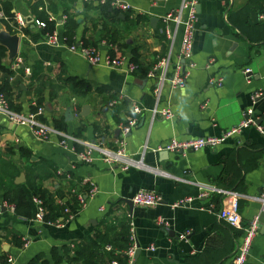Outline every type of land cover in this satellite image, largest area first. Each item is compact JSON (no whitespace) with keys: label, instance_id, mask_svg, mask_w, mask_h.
<instances>
[{"label":"crops","instance_id":"crops-1","mask_svg":"<svg viewBox=\"0 0 264 264\" xmlns=\"http://www.w3.org/2000/svg\"><path fill=\"white\" fill-rule=\"evenodd\" d=\"M108 1L125 3L129 9L120 12L102 7L96 0H0V31L18 38L13 60H7L3 48L0 85L6 82L9 87L6 98L12 111L32 113L40 107L43 112L38 120L42 123L79 142L103 138L109 149L115 148L118 128L131 116L132 107H140L142 113L136 117L137 125L126 136L123 149L155 171L130 167L121 172L99 160L83 165L74 154L60 148L56 138L37 142L26 127L0 116V255L10 256L11 264H28L37 256L39 262L54 264V252L57 264H69L65 253L70 254L75 243L91 239L95 233H118L119 224H125L128 230L132 228L140 250L131 264H230L242 232L216 220L218 197L195 199L198 184H210L243 197L237 203L240 225L256 224L244 264H264V213L259 204L248 199L264 188V138L247 127L213 150L184 155L160 150L172 138L216 137L236 126L248 108L264 129V0H254L244 20L245 15L232 18L239 29L228 16L237 14L249 0H192L196 22L191 60L195 68L183 88L171 91L165 85L157 104L158 109L171 110V120L149 113L155 103L152 81L145 78V72L168 53L165 38L158 34L160 18L176 9L181 0ZM6 14L22 17L26 27L17 33L13 21H6ZM41 17L52 18L47 22L60 44L96 47L101 54L137 64L138 70L126 75L89 66L64 47L46 46L45 31L33 24ZM179 39L178 29L170 64L176 61ZM209 59L213 63L205 69ZM243 69L249 72L243 75ZM210 77L221 78V87L209 85ZM258 92L263 95L251 103L250 97ZM73 148L78 152L83 146L73 143ZM20 176L21 182L16 183ZM82 178L97 191L77 210L72 191ZM10 184L19 185L27 200L38 188L54 204L75 215L66 222L62 210L57 218L64 221L60 227L16 217L1 201ZM139 190L157 193L161 203L129 207L125 201L130 202ZM185 197L193 198L187 207L169 208ZM209 206L213 212L207 211ZM157 218L166 224L157 226ZM184 232L188 234L181 239Z\"/></svg>","mask_w":264,"mask_h":264},{"label":"built area","instance_id":"built-area-1","mask_svg":"<svg viewBox=\"0 0 264 264\" xmlns=\"http://www.w3.org/2000/svg\"><path fill=\"white\" fill-rule=\"evenodd\" d=\"M87 1V0H85ZM100 5H108L113 10L120 12H126L129 6L125 3L118 1L108 0H96ZM0 17L1 14H0ZM51 17H47L46 22L51 21ZM15 31L18 33L26 27L25 20L20 16H14ZM196 22V10L195 3L192 0H181L176 9H173L160 18L161 27L158 30V34L165 38L168 53L158 58L151 66H149L145 72V78L152 81V95L154 97V107L149 111L152 117H159L163 120H171L173 114L168 108H157V104L160 100L161 90L166 85L169 90L181 89L184 87L190 72L195 68V64L191 60L192 57V43L195 32ZM35 27L42 29L45 24L38 20H33ZM180 30V39L178 50L176 54V61L172 64L169 63V54L173 46V42L176 36L177 30ZM43 43L49 47H64L67 51L78 55L89 66H99L108 70L116 71L122 74H131L138 70L139 66L124 57H112L108 53L101 54L96 47L83 46L80 43L72 45H64L58 42L57 33L55 30L47 32L43 36ZM106 45V44H105ZM104 45V46H105ZM110 49V45L106 46ZM20 61L16 59V65ZM212 60L209 59L205 65V69L212 65ZM28 69L24 70L25 74H28ZM249 72L248 69H243L242 74L246 75ZM208 84L216 88H220L222 84L221 78L210 77ZM262 93H255L250 97L251 103L258 97L262 96ZM112 105V103L110 104ZM43 110L37 107L32 113H21L12 111L3 94H0V116L4 117L9 123L16 126L26 127L33 139L40 143H48L52 137L56 138V144L63 150L69 151L75 155L77 161L83 165H90L95 160L101 161L108 167H115L121 172L126 171L130 167L146 171H155L149 167L144 166L140 161L134 160L128 156L123 149L124 141L130 130L137 125V118L142 109L138 106H133L131 109V116L126 120L124 125L119 126V138L113 142L114 149H109L104 146L103 138H98L92 142H79L72 136H69L61 131H58L38 120V117L42 114ZM243 119L234 127L221 132L216 137H202L190 140H176L170 139L165 146L160 149L168 153L184 155L189 152H197L204 149L213 150L222 144L226 139L236 135L243 128H254L263 138L264 129L256 124L251 117V108L246 109L243 112ZM73 143H79L83 146L82 151H75ZM145 149V147H144ZM143 150V149H142ZM159 151V149H158ZM264 166V165H263ZM60 174V173H58ZM68 178V176H65ZM96 187L88 179L82 178L77 187L73 189L72 194L74 201L77 205V210L84 208L89 200H91L96 194ZM214 195L219 198V207L214 211L216 220L229 226L232 229L240 230L242 232L240 243L233 254L230 264H244L248 251L252 242V239L256 233L255 221L249 223L246 227L240 225V218L237 213L238 201L243 197L234 191L218 188L210 184H198V194L195 199H204ZM250 201L260 205L261 212L264 213V188L258 196L248 198ZM193 198L185 197L181 198L171 204L170 209L187 207ZM161 197L153 191L139 190L134 193L130 199L133 206L136 207H153L161 203ZM28 202L32 208V214L30 220L37 224H45L54 227L62 226L63 222L72 220L75 212H69L67 209H63V213L66 215L65 220L62 222L44 221L43 217L46 213L42 200L34 195H30ZM2 206L7 208L13 213L12 205ZM101 210V209H100ZM208 212H213L211 206L207 209ZM128 218L129 215H127ZM156 225L163 227L166 222L162 218L156 219ZM129 244L127 249L123 252L126 258L125 264H131L136 244L133 238V231L130 227L129 230ZM188 232L181 234L180 238L183 239L187 236ZM26 242L23 241V247L26 246ZM110 247L105 246L104 251H109ZM152 251L153 248H148ZM12 258L6 256L4 261L0 264H11ZM108 264H116L115 261H111Z\"/></svg>","mask_w":264,"mask_h":264},{"label":"trees","instance_id":"trees-1","mask_svg":"<svg viewBox=\"0 0 264 264\" xmlns=\"http://www.w3.org/2000/svg\"><path fill=\"white\" fill-rule=\"evenodd\" d=\"M254 2V0H249L245 7L237 12V14H229L228 20L229 22L239 29V26L232 21V18L237 16L238 19L240 16H244L241 20L246 18L247 13L249 12L250 5ZM102 7H106L108 5H101ZM6 21H13V16L6 14ZM41 21L45 24V27L42 28L45 33L51 31V27L46 22V17H41L38 19H34ZM14 23V21H13ZM15 24H13V28ZM13 34L14 32H9ZM5 57V51L2 47H0V61ZM9 87L6 82H2L0 85V94L4 95L5 100L8 103L9 108L12 110L6 96L8 95ZM10 165V164H9ZM11 166V165H10ZM12 167V166H11ZM14 167H12L13 169ZM26 184H29L27 180ZM33 190L34 186L29 187ZM232 191V190H231ZM30 195H34L42 200L43 206L45 208V215L43 217L44 221L52 222L56 221L59 217V213L63 210L62 207L54 204L53 200L49 198L44 191L35 188L34 191ZM2 203L5 205L13 206V214L19 218H30L32 214V208L26 199V195L21 189L19 185L10 184V188L3 194L1 199ZM119 232L110 234V232H103L102 234L95 233L93 238H83L80 243H75L72 247V250L67 253L69 264H108L111 261H115L116 264H125L126 258L123 255V252L127 249L129 244V232L128 226L125 224H119ZM109 246V251H104V247ZM51 258L53 259V263L57 264L56 258H54V252L51 253ZM5 257L3 254L0 255V262L4 261ZM40 257L37 256L31 259L28 264H47L45 261L39 262Z\"/></svg>","mask_w":264,"mask_h":264},{"label":"water","instance_id":"water-1","mask_svg":"<svg viewBox=\"0 0 264 264\" xmlns=\"http://www.w3.org/2000/svg\"><path fill=\"white\" fill-rule=\"evenodd\" d=\"M31 21V20H30ZM29 23V22H28ZM18 38L16 35H9L6 32L0 31V46L5 49L6 57L8 61L13 60L16 57V50H17ZM164 152V151H163ZM166 153V152H164ZM21 176L17 178L16 183H19ZM125 203L130 207L131 203L129 201H125ZM165 230V228H163ZM140 250L138 246L133 254V259L135 260L137 255L139 254Z\"/></svg>","mask_w":264,"mask_h":264}]
</instances>
